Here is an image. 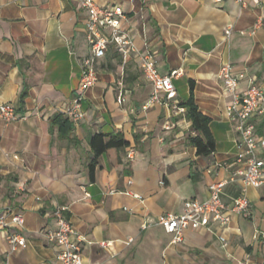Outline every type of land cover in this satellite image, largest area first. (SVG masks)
Segmentation results:
<instances>
[{"label":"crops","instance_id":"0c3cea01","mask_svg":"<svg viewBox=\"0 0 264 264\" xmlns=\"http://www.w3.org/2000/svg\"><path fill=\"white\" fill-rule=\"evenodd\" d=\"M96 1L123 7L136 51L109 46L84 93L85 117L75 122L63 111L78 94L90 53L83 0H0V104L21 117L0 120V208L24 215L27 239L13 252L0 230V264H59L60 246L46 236L58 227L59 206L86 264H264V185L248 191L252 217L235 215L228 231L186 230L174 243L156 224L182 213L188 199L206 200L211 184L242 166L236 124L226 113L232 97L219 73L230 64L244 75L242 91L251 76L264 87V0ZM138 53L153 55L163 75L180 70L174 100L162 92L161 102L152 101ZM192 92L211 119L216 149L209 155L197 153V132L180 106ZM61 113L74 124L66 134L54 122ZM253 121L264 137V112ZM96 134L129 145L96 156ZM240 193L239 184H228L223 199Z\"/></svg>","mask_w":264,"mask_h":264},{"label":"built area","instance_id":"2783aa9c","mask_svg":"<svg viewBox=\"0 0 264 264\" xmlns=\"http://www.w3.org/2000/svg\"><path fill=\"white\" fill-rule=\"evenodd\" d=\"M257 1V0H256ZM83 6L88 11L87 36L90 47L89 55L83 61V71L78 94L73 102L65 107L64 113L75 122L84 119L83 99L85 91L93 87L97 78V62L106 56L110 45L118 51L127 53L136 51L130 33L123 29L126 19L121 5L112 3L99 5L96 0H83ZM231 34V29L227 30ZM141 69L145 78L154 87L153 102H161V93H166L168 101L177 96L174 78L180 76V70H173L167 75L160 73L156 58L151 54L138 53ZM219 78L232 101L226 108L227 115L235 122L238 131L237 161L242 166L234 170L228 179L213 183L209 187L210 195L206 200L188 199L184 203V211L180 214L168 213L158 217L156 224L166 233L173 236L172 242L183 241L186 230H198L219 226L224 231L231 229V222L235 215L245 218L252 217V208L248 191L264 185V137H259L253 116L257 112H264V87L257 83L256 77H249L250 84L243 91L241 84L244 75L232 72V66L225 64L220 70ZM183 110V109H182ZM15 108L10 104H0V120L11 123L19 120ZM239 184L241 193L232 201L223 199L228 184ZM0 208V230L6 231V238L11 251L17 252L27 243L21 232L25 226V217L18 212H4ZM66 207L59 206L55 211L58 227L46 231L48 239L60 246L57 255L59 264H86L78 241L72 240L73 225L65 217ZM258 235L255 236L257 238ZM223 245H228L225 235H219ZM109 242H102L103 248L110 246ZM102 264V263H93Z\"/></svg>","mask_w":264,"mask_h":264},{"label":"trees","instance_id":"16d2710c","mask_svg":"<svg viewBox=\"0 0 264 264\" xmlns=\"http://www.w3.org/2000/svg\"><path fill=\"white\" fill-rule=\"evenodd\" d=\"M25 95L26 93L22 97L24 98ZM180 106L186 108V115L192 122L193 130L197 132V135L191 138V142L197 147V153L199 155H209L214 152L216 143L210 129L211 119L199 110L193 92L190 98L183 101ZM63 115L64 113L57 115L54 118V122L59 125L60 132L66 134L73 130L74 124L70 119L64 118ZM104 138L103 134H96L91 139V147L96 156L107 150L120 149L129 145L128 141L123 138L115 140L113 137L107 142Z\"/></svg>","mask_w":264,"mask_h":264}]
</instances>
